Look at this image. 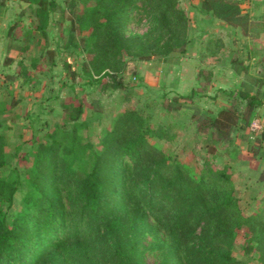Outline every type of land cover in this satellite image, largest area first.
<instances>
[{"label": "rangeland", "instance_id": "rangeland-1", "mask_svg": "<svg viewBox=\"0 0 264 264\" xmlns=\"http://www.w3.org/2000/svg\"><path fill=\"white\" fill-rule=\"evenodd\" d=\"M53 1L47 25L40 32L35 29L37 17L24 0H0V134L5 160L1 175L17 180L7 220L23 208V197L30 192V163L48 133L68 131L75 118L82 120V142L99 152L102 136L127 109L136 111L153 131L149 141L195 178L205 173L206 165L224 168L243 216L264 208V181L257 180L259 170H264L261 108L252 116L260 122L255 132L261 137L258 162L241 159L253 152L248 146L256 142L245 129L230 139L217 140L210 130L200 131L195 125L226 107L241 114L244 103L234 90L240 83L248 87L250 78H259L263 85L264 38L257 32H264V0H176L182 20L176 22L170 16L168 29L160 27L148 0H135L122 33L137 34L155 44L152 54L146 60H132L123 53L127 61L123 69L114 73L107 68L104 72L110 75L100 78L89 74L91 54L84 41L88 30L71 26L81 5L72 0ZM222 3L233 4L230 10L236 7L246 15L251 23L248 33L212 15L224 7ZM8 43L25 46L13 61L5 59ZM183 95L191 98L179 97ZM73 167L82 174L89 167V156L75 161ZM146 225L136 236L143 263L185 264L180 253L170 251L168 237L152 218ZM249 236L246 227L236 229L233 254L239 264H261L253 244L245 248ZM55 264H72L70 251L59 249Z\"/></svg>", "mask_w": 264, "mask_h": 264}, {"label": "trees", "instance_id": "trees-1", "mask_svg": "<svg viewBox=\"0 0 264 264\" xmlns=\"http://www.w3.org/2000/svg\"><path fill=\"white\" fill-rule=\"evenodd\" d=\"M24 1L37 17L35 29L43 32L54 1ZM72 1L81 10L71 26L88 30L84 41L91 54L90 76L110 75L104 72L107 68L119 73L127 62L123 53L132 60H146L152 54L155 44L140 35L122 33L135 0ZM89 1L91 5H87ZM148 4L160 27L168 29L170 16L176 22L182 20L176 0H148ZM222 4L212 15L232 27L242 26L248 33L251 23L246 15L236 7L231 11V3ZM10 28L7 36L12 34ZM257 34L264 38V32ZM24 47L8 43L5 59L15 60ZM261 81L250 78L248 87L240 83L234 90L244 103L241 114L226 107L217 116H205L195 124L200 131L210 130L217 140L230 139L245 129L256 141L248 146L253 152L241 157L245 163L260 160L261 137L247 128L258 108L264 114ZM84 126L75 118L70 130L56 129L38 145L27 178L30 192L23 197L22 210L9 220L7 211L17 180L1 175L5 160L0 134V264H55L59 249L70 251L72 264H144L136 236L147 227L149 217L168 237L170 251L180 253L185 264H239L232 246L235 231L242 226L250 233L245 248L253 244L258 261L264 264V208L243 216L224 168L206 165L205 173L195 178L149 141L153 131L131 109L115 118L101 138L99 152L82 142L79 131ZM86 155L89 167L79 174L73 164ZM257 180L264 181V170H259ZM160 264L168 263L161 260Z\"/></svg>", "mask_w": 264, "mask_h": 264}, {"label": "built area", "instance_id": "built-area-1", "mask_svg": "<svg viewBox=\"0 0 264 264\" xmlns=\"http://www.w3.org/2000/svg\"><path fill=\"white\" fill-rule=\"evenodd\" d=\"M248 129L251 132H257L260 129V122L257 118H252L248 124Z\"/></svg>", "mask_w": 264, "mask_h": 264}]
</instances>
